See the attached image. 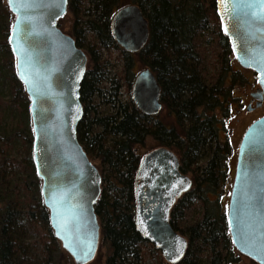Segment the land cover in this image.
I'll list each match as a JSON object with an SVG mask.
<instances>
[{
	"label": "trees",
	"instance_id": "1",
	"mask_svg": "<svg viewBox=\"0 0 264 264\" xmlns=\"http://www.w3.org/2000/svg\"><path fill=\"white\" fill-rule=\"evenodd\" d=\"M131 3L149 23L148 41L136 53L122 49L111 33L114 12L125 6L122 0L68 4L73 16L69 34L88 56L77 137L88 157L100 161L95 210L102 232L99 247L105 248L103 264H168L135 223V175L142 159L137 148L149 134L176 150L181 170L191 172L196 181L171 211L173 228L188 239L184 256L175 264H227L232 246L227 212L219 199L211 198L223 191L225 164L219 154L226 145L218 139L212 112L246 80L234 69L215 0ZM12 20L0 0V264H57L61 244L51 228L33 161L30 101L8 44ZM112 50L122 62V75L108 69ZM137 63L156 75L163 102L175 119L171 126L154 122L132 100L129 90ZM122 81L128 89L125 100Z\"/></svg>",
	"mask_w": 264,
	"mask_h": 264
},
{
	"label": "water",
	"instance_id": "2",
	"mask_svg": "<svg viewBox=\"0 0 264 264\" xmlns=\"http://www.w3.org/2000/svg\"><path fill=\"white\" fill-rule=\"evenodd\" d=\"M216 13L233 54L256 75V106L264 101V19L261 0H215ZM13 16L10 46L17 78L30 101L33 161L51 228L76 264L92 262L98 252L101 226L95 206L101 175L77 137L83 117L80 88L88 56L58 26L69 0H5ZM115 41L138 52L149 37V23L136 4L118 9L111 19ZM160 87L149 68L135 78L131 98L145 113H157ZM192 185L180 171L176 154L158 148L144 156L135 176V223L166 263L185 254L188 239L170 223L176 200ZM228 223L238 252L264 264V116L247 128L237 155L228 204Z\"/></svg>",
	"mask_w": 264,
	"mask_h": 264
},
{
	"label": "rangeland",
	"instance_id": "3",
	"mask_svg": "<svg viewBox=\"0 0 264 264\" xmlns=\"http://www.w3.org/2000/svg\"><path fill=\"white\" fill-rule=\"evenodd\" d=\"M2 2L5 3V0H2ZM122 3L124 5H128V4H131V0H122ZM12 18H13V16H12ZM60 22H61L60 24H61L62 29L65 32L70 33L72 23H73L72 13L68 10L67 13L61 18ZM107 58H108V60H109L108 62L110 64L108 66L110 73L114 74L115 76L118 73L122 75L123 74V73H121L122 62L119 59L118 53L115 50H112L108 54ZM207 66H208V64H207ZM233 66H234L235 70L240 72L239 74L243 75V77L246 80V83L244 85H235L234 91H233V96L231 98L226 99L227 101H229L233 97L239 98L238 100L233 101V106H231V108L228 109L229 103L226 102L225 109H222V110L217 109L215 111V114L219 120L218 124H220V123H221V125L224 124V126H226L228 129H230L231 127L235 128L236 136L234 137V139H235L236 150H237V145L239 144L240 139H241L243 133L245 132V130L249 127V125L253 121L264 116V102H263L261 107H257V108L253 104L254 109L252 111H248L246 109L247 105L249 104V101L251 99V93L255 92L256 88H259V84L256 81L255 73L250 69H245V68L241 67L240 64L237 62L236 58L233 60ZM146 68H147L146 66H142L141 64L137 63L136 68L134 69V71H135L134 75L135 76H134L133 81L135 80V77L142 70H144ZM208 72H209V76H211V77H213V75L215 74L214 73L215 71L212 68H210L208 70ZM129 91L131 94V90H129ZM120 92L122 93V100H125L127 98L128 89H127V86L125 85L124 82H123V85L121 87ZM159 117L161 119L165 120L168 124L173 123V118L171 116L167 115V112L165 110H163L159 114ZM220 139L222 140V137ZM157 146H158V144L152 138H148L146 145L145 146H139L137 148V152L139 153V155L144 156L145 153H147L150 149L157 147ZM90 160L96 166H98V167L100 166L99 159H90ZM229 166H230V170H231L230 171L231 172L230 180H228V183L225 186V192L222 196V202H223L222 205H223V209L225 211H227V209H228L230 191H231V187H232V183H233V179H234V174H235V167H236V156H235V154H234V157L230 160ZM211 198L215 199V196L211 195ZM192 216H195V215H192ZM101 243H102V232H101V238H100V246H101ZM100 248L101 247H99L95 259L88 264H103V262L105 260V256H104L105 255V248L104 247H102L101 249ZM56 263L57 264H76L74 262V259L72 258V256H70V254L68 252H66L62 247H60V253L58 254V257L56 259ZM240 263L241 264H256L255 262L251 261L249 258H247L245 256H241ZM148 264H152V262H149Z\"/></svg>",
	"mask_w": 264,
	"mask_h": 264
},
{
	"label": "flooded vegetation",
	"instance_id": "4",
	"mask_svg": "<svg viewBox=\"0 0 264 264\" xmlns=\"http://www.w3.org/2000/svg\"><path fill=\"white\" fill-rule=\"evenodd\" d=\"M131 4H133V3H131ZM129 5V4H128ZM126 6V5H125ZM121 8V7H120ZM120 8H118V9H120ZM117 9V10H118ZM116 10V11H117ZM115 11V12H116ZM114 12V13H115ZM113 17V16H112ZM224 33V32H223ZM148 41V40H147ZM147 43V42H146ZM119 45V44H118ZM120 46V45H119ZM121 47V46H120ZM122 48V47H121ZM123 49V48H122ZM131 53H133V52H131ZM136 53V52H135ZM235 57V56H234ZM147 68H149V67H147ZM146 68V69H147ZM150 69V68H149ZM150 71L152 72V74H153V77L155 78V80H156V83L159 85V87H160V92H159V103L161 104V108L157 111V113H146L150 118H152L153 119V121L154 122H162L163 124H165V125H168V126H171L174 122H175V119H174V116L168 111V109L166 108V106H165V103L163 102V92H162V87H161V85H160V83H159V81H158V79H157V77H156V75L154 74V72L150 69ZM136 78V77H135ZM135 81V80H134ZM134 81H133V83H134ZM133 83H132V86H133ZM258 90V88H256V90H255V92ZM131 91H132V87H131ZM252 93H254V92H252ZM252 93H251V99H250V101H249V104L247 105V110L248 111H252L254 108H253V104L255 105V107L257 108V106H256V103H257V100L256 99H253V97H252ZM233 96V95H232ZM231 98V97H230ZM239 98H235V97H233L231 100H229V101H227L226 99H224V101L222 102V104H221V106L220 107H218L217 109H225V106H226V102H228L229 103V107H228V109H230L231 108V106H233V101L234 100H238ZM226 100V101H225ZM264 102V101H263ZM263 104V103H262ZM261 107V106H260ZM217 109H215L213 112H212V115L213 116H216V114H215V111L217 110ZM163 110H165L166 112H167V115H169V116H171L172 118H173V123H170V124H168L165 120H163V119H161L160 117H159V114L163 111ZM216 118H217V116H216ZM257 120V119H256ZM218 122H219V120H218V118H217V135H218V139H219V141L220 142H222V143H224L225 145H226V147H225V150H224V152H223V154H219V156L220 157H222L223 158V160H224V164H225V169H224V174H223V182L221 183V185H222V194H220L219 196H217V197H215L216 199H219L220 200V202H221V205L223 204V202H222V196H223V194H224V192H225V186H226V184L228 183V180H230V175H231V170H230V166H229V162H230V160L234 157V154H235V156H236V163H237V155H238V152H239V148H240V145H241V141H242V139H243V136H244V134H245V132H246V130H245V132L243 133V135H242V137H241V139H240V142H239V144L237 145V150H236V143H235V139H234V137L236 136V132H235V128H233V127H231L230 129H228L226 126H224V124H222L221 125V123L220 124H218ZM254 122V121H253ZM252 122V123H253ZM222 137V140L220 139ZM148 138H152L157 144H158V146L157 147H154V148H152V149H150L147 153H145V155L144 156H146L147 154H149L151 151H153V150H155V149H158V148H161V147H164V148H168V149H170V150H172L175 154H176V156L178 157V159H179V162H180V167H181V158H180V156H179V154L176 152V150H174V149H172L171 147H168V146H165V145H163V144H161V142L160 141H158L157 139H156V137L155 136H153V135H151V134H149L147 137H146V139H145V142H144V144H143V146H145L146 145V142H147V140H148ZM144 156H142V158L144 157ZM215 157L216 155H214V154H211V157ZM207 158H209V156L208 155H206L202 160V162H205L206 160H207ZM142 160V159H141ZM201 162V163H202ZM140 163H141V161H140ZM140 165V164H139ZM97 168H98V170H99V167L98 166H96ZM139 167V166H138ZM138 169V168H137ZM180 171L182 172V173H184V174H186V175H188L189 177H190V179H191V181H192V185H191V188L190 189H192V187H193V185H194V183L196 182L195 181V179H194V177H193V175H192V173L191 172H183L182 170H181V168H180ZM235 171H236V167H235ZM99 173H100V170H99ZM101 175V174H100ZM136 176V175H135ZM234 179H235V174H234ZM234 179H233V183H234ZM233 183H232V187H233ZM232 187H231V190H232ZM189 189V190H190ZM188 190V191H189ZM187 191V192H188ZM101 193V192H100ZM184 194V193H183ZM182 194V195H183ZM181 195V196H182ZM100 196V195H99ZM230 196H231V191H230ZM136 198V197H135ZM179 199V198H178ZM177 199V200H178ZM177 200H176V202H177ZM229 200H230V198H229ZM175 205V204H174ZM173 205V206H174ZM222 207H223V205H222ZM173 208V207H172ZM171 211H172V209H171ZM226 212H228V209H227V211ZM170 215H171V212H170ZM170 223H171V221H170ZM172 225V224H171ZM173 227V226H172ZM229 235H230V231H229ZM231 237V236H230ZM231 242H232V239H231ZM241 256H245V257H247V258H249L251 261H253V262H255L256 264H258L255 260H253L252 258H250V257H248V256H246V255H244V254H242V253H240V252H238V250L235 248V246H234V244H233V242H232V246H231V257H229V262L227 263V264H241L240 263V259H241Z\"/></svg>",
	"mask_w": 264,
	"mask_h": 264
},
{
	"label": "snow or ice",
	"instance_id": "5",
	"mask_svg": "<svg viewBox=\"0 0 264 264\" xmlns=\"http://www.w3.org/2000/svg\"><path fill=\"white\" fill-rule=\"evenodd\" d=\"M261 7H262V11L260 13V17L261 19H264V0H261Z\"/></svg>",
	"mask_w": 264,
	"mask_h": 264
}]
</instances>
